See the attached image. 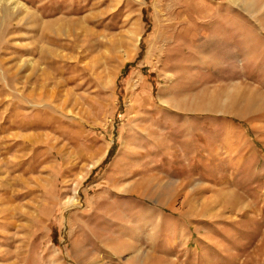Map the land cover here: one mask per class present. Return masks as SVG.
<instances>
[{
  "label": "rangeland",
  "instance_id": "rangeland-1",
  "mask_svg": "<svg viewBox=\"0 0 264 264\" xmlns=\"http://www.w3.org/2000/svg\"><path fill=\"white\" fill-rule=\"evenodd\" d=\"M0 11V264H264V0Z\"/></svg>",
  "mask_w": 264,
  "mask_h": 264
},
{
  "label": "bare ground",
  "instance_id": "bare-ground-1",
  "mask_svg": "<svg viewBox=\"0 0 264 264\" xmlns=\"http://www.w3.org/2000/svg\"><path fill=\"white\" fill-rule=\"evenodd\" d=\"M0 1H1V0H0ZM6 1H7V0H6ZM7 3H8V2H7ZM7 3H6V4H7ZM10 4H11V3H10ZM8 5H9V4H8ZM1 6H2V5H1ZM9 6H10V5H9ZM6 7H7V5H6ZM1 10H2V9H1ZM3 11H4V10H3ZM0 12H1V11H0ZM79 28H80V27H79ZM80 31H81V29H80ZM59 34H60V33H59Z\"/></svg>",
  "mask_w": 264,
  "mask_h": 264
}]
</instances>
